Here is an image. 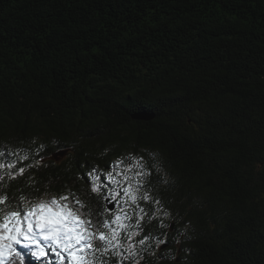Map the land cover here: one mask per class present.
I'll return each instance as SVG.
<instances>
[{"label": "trees", "instance_id": "1", "mask_svg": "<svg viewBox=\"0 0 264 264\" xmlns=\"http://www.w3.org/2000/svg\"><path fill=\"white\" fill-rule=\"evenodd\" d=\"M61 196L97 264H264V0H0V220Z\"/></svg>", "mask_w": 264, "mask_h": 264}, {"label": "snow or ice", "instance_id": "2", "mask_svg": "<svg viewBox=\"0 0 264 264\" xmlns=\"http://www.w3.org/2000/svg\"><path fill=\"white\" fill-rule=\"evenodd\" d=\"M92 191L95 192L97 189L93 187ZM125 192L131 195L134 202L135 195L132 194V190L125 189ZM3 199L0 197V202H3ZM144 199H147V196ZM67 201L68 196H61L59 201L51 198L48 202L41 201L28 205L25 209L4 214L0 222V264H8L11 258H18L19 264H24L25 255L17 250L16 245L31 248V254L37 258L46 256L44 247L39 243L40 239L51 241L54 245L53 251L56 248L63 249L67 253L68 264H97L99 257L95 252L99 249L93 247V241L96 239L103 244L102 255L119 246L116 229L107 234L101 230L87 231L92 227V223L89 219H82L81 209L84 205L81 201L74 200L79 207L73 212ZM22 212L27 227L21 220ZM115 222L120 228L126 227L120 222L119 216ZM107 227L108 223L104 222L103 228ZM140 243L143 244L144 240H140ZM117 254L113 251V255ZM56 255L61 261L64 260V256L59 252Z\"/></svg>", "mask_w": 264, "mask_h": 264}, {"label": "rangeland", "instance_id": "3", "mask_svg": "<svg viewBox=\"0 0 264 264\" xmlns=\"http://www.w3.org/2000/svg\"><path fill=\"white\" fill-rule=\"evenodd\" d=\"M50 199H51V198H48V197H47V198H43V199H41L39 202H41V201L48 202V201H50ZM57 200L59 201V199H57ZM39 202H38V203H39ZM33 205H34V204H33ZM117 216H119V215H117ZM117 216H115V217H117ZM115 219H116V218H114L113 221H115ZM21 220H22V222L24 223V226L27 227V223L23 221V215L21 216ZM0 222H2V219L0 220ZM113 229H115V228H113ZM113 229L110 228L109 230H107V231H106V234H107V233H110ZM34 230H35V228H34ZM87 231L95 232V230H94L93 228H88ZM98 241L101 242L99 239L94 240V241H93V246H94V244H95L96 242H98ZM39 243L44 247L45 252H46V256H47V254H48V251H47L48 248L51 249V251H53V247H54V245L52 244L51 241H45V240H43V239H40V240H39ZM16 248H22V249H24V250L32 251L31 248H24V247H22L21 245H16ZM54 252H55V254H56L57 252H59L62 256H64V260H63V261H67V264H68L67 253L64 252L63 249L56 248V250H55ZM60 261H61V260H60ZM63 261H62V262H63Z\"/></svg>", "mask_w": 264, "mask_h": 264}, {"label": "water", "instance_id": "4", "mask_svg": "<svg viewBox=\"0 0 264 264\" xmlns=\"http://www.w3.org/2000/svg\"><path fill=\"white\" fill-rule=\"evenodd\" d=\"M109 208H110V209H113V208H114V204H110V205H109Z\"/></svg>", "mask_w": 264, "mask_h": 264}]
</instances>
